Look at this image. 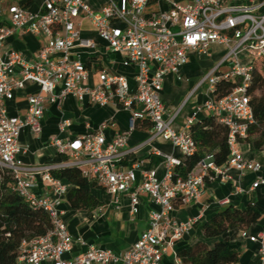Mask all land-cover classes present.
I'll return each mask as SVG.
<instances>
[{
  "label": "built area",
  "instance_id": "built-area-1",
  "mask_svg": "<svg viewBox=\"0 0 264 264\" xmlns=\"http://www.w3.org/2000/svg\"><path fill=\"white\" fill-rule=\"evenodd\" d=\"M25 0H0V167L13 179L11 191L49 217L51 229L43 236L22 241L18 261L22 264H161L168 249L191 227L192 221L178 222L170 213L177 204L199 198L205 178L224 176L227 169L239 174L258 172L261 164L246 159L241 149L248 126L253 123L247 87L253 77V61L264 59V0H106L92 10L84 0H44L37 11H30ZM157 10L147 12L149 6ZM81 20L88 21L110 51L123 55L121 65L134 69L131 75L135 91L130 92L126 74L98 70V84L91 86L89 70L75 48L91 49L94 43L80 35ZM15 31L45 37V44L35 59L6 47V39ZM212 44L225 49L223 58L198 82L207 83L211 96L197 109L215 115L227 129L226 167H217L213 156L199 161L186 178L174 177L181 159L165 155V174L161 180L154 170L143 168V161L124 165L134 152L127 148V134L106 140L103 131L108 122L95 130L86 125V133L73 140L49 139V145L67 160L62 164L30 166L19 156L24 153L18 143L23 128L31 134L40 132L47 104L61 107L66 96L85 99L96 106L113 104L131 113L129 128L137 118L151 124L149 140L159 138L178 150L182 157L196 152L188 126L176 131L172 118L165 119L161 100L162 82L168 74H178L187 63L188 53L210 57ZM220 79L237 80L238 86L229 94L213 98ZM27 84L38 87L37 94L26 97L27 109L22 116H10L5 103ZM138 107V109H135ZM70 121L62 117L59 131L64 132ZM62 166H75L91 184L115 195L126 194L130 214L138 213V197L146 195L158 207L149 214L148 228L137 242L122 255L109 250L89 247L80 256L65 259L71 250V236L58 209L67 187L52 175ZM136 172L140 174L137 183ZM49 187L42 195L36 193L38 178ZM258 179L252 188H256ZM258 243V264H264V231L250 236ZM179 262V261H178Z\"/></svg>",
  "mask_w": 264,
  "mask_h": 264
},
{
  "label": "crops",
  "instance_id": "crops-1",
  "mask_svg": "<svg viewBox=\"0 0 264 264\" xmlns=\"http://www.w3.org/2000/svg\"><path fill=\"white\" fill-rule=\"evenodd\" d=\"M44 0H25L24 3L30 11H37ZM248 0H236V3H245ZM94 11H98L106 0H84ZM79 26L80 35L94 43L91 49L75 48L73 54L85 64L89 70L88 84H98L97 73L100 69L108 72L126 74L129 80L130 92L135 91V83L131 78L134 69H125L121 65L122 54L110 51L106 42L101 40L86 20H81ZM6 47L21 53L26 60L32 62L40 49L45 44V37L15 31L5 41ZM222 46L212 44L210 53ZM224 56V53L215 58L200 57L194 52L188 53V60L178 74H168L162 82L161 100L164 104V118H172V126L176 131H182L192 119L193 124L202 120L207 114L198 112V108L211 96L207 92L204 83L196 88L199 80ZM206 88V89H205ZM38 87L27 84L24 90L14 94L12 100L5 103L8 115L22 116L26 112L28 95L37 94ZM135 109H138L136 107ZM131 113L113 104L96 106L75 97H65L61 107L47 104L41 120L40 132L31 134L27 128H23L18 137V143L23 147L24 153L19 158L27 165L38 166L46 164H62L67 159L56 152L50 146L49 139L57 137L61 140H73L86 133V125L95 130L103 122H108L103 131L106 140L126 133L127 148L135 149L130 154L124 165L129 166L132 162L143 161V168L154 170L156 178L161 180L165 174L163 158L165 155H173L182 158L180 152L174 149L168 142L159 138L150 139L151 124L144 118L134 121L133 129L129 128ZM64 117L70 121V126L62 133L59 131V121ZM189 125V126H190ZM243 156L249 160H255L261 164L258 172H245L239 174L234 169H227L224 176L215 175L205 178L199 198L187 204H177L170 213L178 222L192 221L191 227L178 240L172 249H168L161 264H179L176 252L182 248L203 241L202 225L214 214L222 211L226 205H232L238 209H244L248 203H252L260 213L259 219L244 231H238L231 236L230 243L239 250V261L237 264H258V243L251 242L248 237L256 236L264 231V182L259 183L256 188L252 185L261 179L264 181V150H250L247 144H242ZM137 183L140 174L136 172ZM38 189L36 193L44 194L49 190L40 179L37 180ZM60 199L58 209L63 212V221L71 236V250L64 255L65 259L80 256L89 247L109 250L116 256L122 255L130 249L139 239L142 232L148 228L149 214L158 210L146 195L138 197V213L133 217L129 210V199L126 194L115 195L95 186L91 187V194L98 200L99 206L87 210L71 208L66 200L70 185ZM207 243H211L207 241ZM97 264V263H95Z\"/></svg>",
  "mask_w": 264,
  "mask_h": 264
},
{
  "label": "trees",
  "instance_id": "trees-1",
  "mask_svg": "<svg viewBox=\"0 0 264 264\" xmlns=\"http://www.w3.org/2000/svg\"><path fill=\"white\" fill-rule=\"evenodd\" d=\"M253 77L247 87L253 123L248 126L242 144L250 150H264V59L253 61ZM239 82L220 79L213 92L219 99L231 93ZM189 133L196 144V152L181 158L174 169V177L186 178L196 164L207 155L213 156L214 164L224 168L228 162L226 146L227 129L215 115L207 114L202 120L189 126ZM53 177L67 182L70 189L66 200L73 209L90 212L99 206L91 194L90 183L75 166H62L52 171ZM13 179L10 172L0 167V264H22L18 255L22 241L45 235L51 224L48 215L39 207H33L11 191ZM260 217L252 203L244 209L232 205L214 214L202 225L204 240L176 252L179 264H237L239 250L229 241L238 231H244ZM210 241L211 243H207Z\"/></svg>",
  "mask_w": 264,
  "mask_h": 264
},
{
  "label": "rangeland",
  "instance_id": "rangeland-1",
  "mask_svg": "<svg viewBox=\"0 0 264 264\" xmlns=\"http://www.w3.org/2000/svg\"><path fill=\"white\" fill-rule=\"evenodd\" d=\"M156 10H157V6H155V5L149 6L146 9L147 12H153V11H156ZM223 53H225V49L223 47L219 48L218 50H215V51L211 52L212 56H214L215 58L221 56ZM206 85H207V83H206Z\"/></svg>",
  "mask_w": 264,
  "mask_h": 264
}]
</instances>
